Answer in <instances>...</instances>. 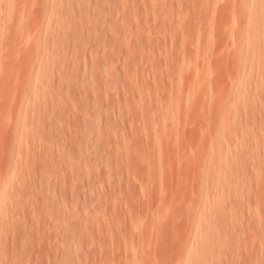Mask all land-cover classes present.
Segmentation results:
<instances>
[{
  "label": "rangeland",
  "instance_id": "obj_1",
  "mask_svg": "<svg viewBox=\"0 0 264 264\" xmlns=\"http://www.w3.org/2000/svg\"><path fill=\"white\" fill-rule=\"evenodd\" d=\"M0 200V264H264V0H0Z\"/></svg>",
  "mask_w": 264,
  "mask_h": 264
},
{
  "label": "bare ground",
  "instance_id": "obj_2",
  "mask_svg": "<svg viewBox=\"0 0 264 264\" xmlns=\"http://www.w3.org/2000/svg\"><path fill=\"white\" fill-rule=\"evenodd\" d=\"M27 5H28V3H27ZM12 118H13V116H12ZM4 200H5V199H4ZM2 201H3V199H2ZM7 201H8V199H6L5 202L7 203ZM3 202H4V201H3ZM5 202H4V203H5ZM8 202H9V201H8ZM0 203H1V200H0ZM4 203H1V206H4ZM6 203H5V204H6ZM0 208H1V207H0ZM4 208H5V206H4ZM1 209H2V208H1ZM232 231H233V230H232ZM237 231H238V229H237L236 231H233V232H237ZM238 233H239V232H238ZM234 235H235V234H234ZM236 235H237V237H238V234H236ZM210 252H212V250H211ZM215 252H216V251H215ZM215 252L213 251V254H214ZM207 254H208V253H207ZM209 254H210V255L208 256V258H209L210 256L212 257L211 253H209ZM213 256H214V255H213ZM211 257H210V259L213 261V263H215V264H216V263L219 264V262H217L218 259L215 260V262H214L213 257H212V258H211ZM215 257H216V256H215ZM214 259H215V258H214ZM258 261H259V260H258ZM258 261H255V262H258ZM263 261H264V260H263ZM254 264H256V263H254ZM258 264H262V263H260V261H259Z\"/></svg>",
  "mask_w": 264,
  "mask_h": 264
}]
</instances>
